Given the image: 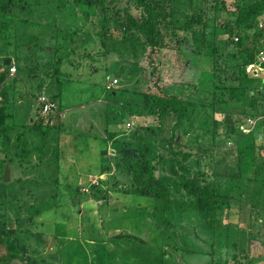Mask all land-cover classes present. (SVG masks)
<instances>
[{
	"label": "rangeland",
	"instance_id": "374dc122",
	"mask_svg": "<svg viewBox=\"0 0 264 264\" xmlns=\"http://www.w3.org/2000/svg\"><path fill=\"white\" fill-rule=\"evenodd\" d=\"M168 1V8L180 15L177 40L181 46L170 41L167 49L158 54L160 85L171 86L167 92L193 101L198 111L211 103L205 99L211 76L209 71L202 73L209 61H201L203 66L193 57L194 52L210 51L209 43L217 38L215 29L223 19L212 12V0H190L191 5L188 0ZM223 1L231 10L234 4H245V0ZM54 5L47 1L33 7V22H22L27 18L25 14L15 16L11 38L7 40L16 43L4 49V41H0V66L3 58L14 61V54L18 56L17 63H13L14 76L9 75L5 81L15 116L14 133H26L38 118L44 125L52 116V123L60 125L61 137V158L53 160L49 152L46 158L51 162L48 159L40 168L43 175L39 178L48 182L43 187L26 182V177L18 182L21 173L16 166L9 168L10 181L4 182V170L0 168V226L19 230V240L27 248L23 257L21 249L10 253L0 247V264H244L241 257L240 262L233 260L234 255H241L243 247L254 259L251 264H264V133L252 141L239 138L237 131L231 130L239 125L234 117L218 110L205 120L201 116L196 120L192 114V122L181 130L185 133L172 134L174 116L163 120L165 132L156 130V118L140 114L142 94L155 91L151 88L155 76L151 73L148 49L134 53L120 48L112 41L114 37L120 39L117 28L108 32L112 40L104 47L99 38L91 36L95 22L86 23L83 10L59 14ZM131 11L139 15L134 8ZM196 14L201 15L202 24L194 29L207 32L206 39H202L205 45L197 48L201 38L193 39L185 32L187 20ZM263 28L264 20L257 30ZM222 38H226L223 30L218 33V39ZM260 41L263 45L264 34ZM229 53L228 49L223 50L217 60V67H221L219 81L236 85L243 73L227 56ZM58 59L62 93L56 100L58 88L53 69ZM261 75L264 77V73ZM255 84L260 86L264 80H256ZM42 95L57 107L58 114L41 110L38 100ZM250 115L248 108H243L242 118ZM128 123L131 127H127ZM150 126L153 130L147 132L145 128ZM227 131L230 142L224 136ZM210 147H214L213 152L203 151ZM198 148L202 152L196 154ZM183 149H191L201 160L202 166L196 172L203 170L212 182L217 175L224 177L218 183L233 196L230 208L218 218L225 236L205 229L190 212H169L174 228L169 227L167 232L165 227L158 230L156 200L121 194L132 181L133 172L142 173L140 162L148 159L150 164L151 160L158 163L160 158L159 163H163L171 152ZM246 159L252 164L246 165ZM128 168L132 173H127ZM168 172V166L162 170V174ZM113 181L116 183L111 184ZM37 182L43 183L40 179ZM115 188L117 191L113 192ZM101 194L112 198L109 204H104L108 202ZM23 231L28 236L23 237ZM242 232L248 234L247 240ZM235 243L239 248H234Z\"/></svg>",
	"mask_w": 264,
	"mask_h": 264
},
{
	"label": "trees",
	"instance_id": "16d2710c",
	"mask_svg": "<svg viewBox=\"0 0 264 264\" xmlns=\"http://www.w3.org/2000/svg\"><path fill=\"white\" fill-rule=\"evenodd\" d=\"M47 1L55 4V10L59 14H69L76 10H83L82 18L87 20L86 23L90 24L95 22V33L91 36L94 37V39L99 38L104 47L107 41L112 40L109 38V36L112 37V35L108 32L117 28L120 32V39L114 37L115 40L112 41L115 42L116 45H119L120 48L134 53L143 48L148 49L147 57L152 67L151 73L155 76L151 88L155 91L153 93L142 94L143 108L141 112H139L140 114L144 112L147 116L156 118V130L158 128L159 131L164 130L165 132L166 129L165 126H163V120L174 116L176 122L172 134L175 131L176 133L178 131L179 133H185L181 130H183L186 124L192 122V119H190L192 114H194L196 120L199 116H201L200 118L203 117V120H205L207 117L212 118L213 113L217 110L224 112V114L230 113L231 116L234 117L235 122L240 125L243 123V108H248V112L251 113L250 116L252 117H257V108H264V84L260 86L255 84L256 80H264V77L261 74L254 76L251 72L246 71L249 65L257 63H260L261 68L264 69V62H260L259 59L264 53V44L262 45L260 43L261 36L264 34V28L261 31L257 30L260 26V22L264 20V0H245V4L241 5V7H239L238 4H234L235 8H232V10L227 8L225 1L212 0V12H214L216 17L220 16L218 18H222L223 21L221 25H219V28L215 29L216 35H214L217 36V38L209 43L210 51H208V53H205L203 50L194 52L193 57L198 59L200 64H202L201 61H205V59L209 61V64L207 63L208 65H205L207 69H203L202 73L204 71H209V76H211L207 84L209 91L205 92V94H207L205 99H209L211 103L203 105L198 111H195L198 106H195L193 101L167 92L166 90L170 86L165 87L160 85L161 78L158 71L159 67L156 63L158 54L167 49L168 42L170 41L174 40L179 47L181 46V43L177 40L178 30L180 29H177V18H179L180 15L175 14L174 11L168 8V0ZM47 1L0 0V41H4L2 45L4 49L16 43L15 40L13 43L9 40L11 38L10 28L14 25L13 20L15 16L17 17V15L20 16L25 14L27 18L22 22L28 20H30L28 22H33V17L35 16H32L34 12L32 8L38 7ZM191 1H187L188 5L192 4ZM120 4H125L126 6L121 8ZM49 8H51V6H49ZM131 8L137 10L139 15L136 16L131 11ZM199 24H202L201 15L196 14V17L191 16L187 20L185 27L187 29L185 32L191 35V38H201L196 48L201 45L204 46L206 43L202 41V39H206L205 34H207V32H200L194 29V26ZM221 30H223L226 35L225 39H218V33ZM7 38L9 39L7 40ZM58 40L62 39L59 38ZM181 40L184 39L182 38ZM64 43H66V40H64ZM227 49L230 51L227 56H230L235 66L237 68L239 67V71L243 73V76L238 79L236 85L234 83L219 81L221 67H217V64H219L217 60L222 57L223 50ZM14 56V61L9 57L3 58L2 66H0V168L3 172L6 164H8L9 168L16 166L21 173V177L17 179L18 182H21L22 178L26 177V182L33 183L41 188L43 187L41 185L48 184L43 178H39L43 175L40 170V168L43 167V162H46L48 159L51 162L50 158H46V154L50 152L49 155L54 158L53 160L61 158L59 156L61 152V137L58 136L60 125H58V123L53 124L52 116H49L44 125L41 123V118H38L30 125V129H28L26 133H14L15 116L9 104V94L7 91L5 92V81L6 78L9 77V68L14 66L13 63H17L18 60V56L15 54ZM6 59L10 60V64L7 66L4 65ZM60 66L61 59H58L53 69V76L58 88L56 89V95L54 97L56 100L59 99L62 93V81L59 78L60 75H62ZM14 74L10 77H13ZM200 84L203 83L200 81ZM132 94L136 95V93ZM55 109H57V107H55L54 110L48 111L46 114H55ZM145 130H147V132H152L153 128L150 126L146 127ZM225 130H227V128H225ZM231 130H236V134L239 138L247 137L252 141L256 136L261 137V131L263 129L261 130L255 126L247 135H244L243 132L239 130V126ZM227 134L229 135L227 136ZM157 135L159 134L157 133ZM212 135L215 137L214 132ZM224 136L227 142L232 140L230 137L231 134L228 133V131L224 133ZM173 137L172 135L171 138ZM213 140H215V138H213ZM11 142L13 144H11ZM237 147H239V145ZM206 150L211 153L214 151V147L203 149L204 152H206ZM195 152L199 154L202 150L198 148ZM195 152L191 149H183L179 152L174 151L171 153L169 151L170 155L163 163L162 161L159 163L160 158H158V163L151 160V164L147 158H145L147 159L145 161L140 159V161H142L140 163L143 164L142 173L133 172L132 181L129 182L130 184L127 188L124 187V189L121 190V194L125 197L138 195L156 200L158 205L155 209L157 211L155 215L160 216L158 219V230L163 231L165 227L166 229H164V231L167 232L169 227L174 228V225L168 218L169 212L175 211L179 214L190 212V215L192 214L198 217L205 229L213 231V233L219 236L224 233L223 236H225V228L221 225L219 226L221 220L218 218L223 210L230 208L233 196L225 192V187L224 189L221 188L220 183H218V179L222 180L224 177L217 175L216 178H214L217 182H212L209 175L203 172V170L201 172H196L202 166V162L198 156H195ZM244 161L246 165L252 164V161L249 159ZM208 163L210 166H213L211 159H209ZM239 163L241 164L242 162ZM48 166L47 164L45 167L48 168ZM167 166L169 167V172L162 174V170ZM129 168L127 169L128 174L132 173ZM108 171L110 170L108 169ZM149 173L152 175L148 176ZM252 178H254V176H252ZM39 179L43 183H38L37 181ZM114 183H116V181H113V183L111 182V184ZM98 191L100 192V189ZM116 191L117 188H115L113 192ZM173 193L181 196V199H174ZM101 195L105 197V195ZM105 199L108 203L104 204H109L112 198L107 194ZM161 224L162 228L160 229ZM23 232V237L25 235L28 236L26 231ZM242 233L247 240L248 234L246 235L245 232ZM20 236L19 230L17 231L13 227L7 225L0 226V247H3L5 251L8 249L10 253L14 251L13 249H21L24 253L23 257H25V254L27 255V248L26 245L19 240ZM9 244H11L13 248L10 247ZM237 245L238 244L235 243L234 248H239L236 247ZM242 249L243 250L240 249L241 255H234L233 260L240 262L238 259L241 257L244 260V264L254 263V259H251L252 257L249 251H246L244 247ZM5 264H8V261Z\"/></svg>",
	"mask_w": 264,
	"mask_h": 264
},
{
	"label": "built area",
	"instance_id": "2783aa9c",
	"mask_svg": "<svg viewBox=\"0 0 264 264\" xmlns=\"http://www.w3.org/2000/svg\"><path fill=\"white\" fill-rule=\"evenodd\" d=\"M260 62H264V53L259 58ZM16 69L14 66H11L9 68V75H13L15 73ZM247 72H251L254 76H257L261 73H264V69L261 68L260 63L249 65L246 68ZM39 105L42 106L43 112L47 113L48 111H51L55 108V105L48 101L44 96H41L38 100ZM243 123H241L239 126V130L243 132L244 135L249 134L254 127L258 124V121L263 120L264 116L259 117H243ZM127 127H131V124L128 123Z\"/></svg>",
	"mask_w": 264,
	"mask_h": 264
},
{
	"label": "crops",
	"instance_id": "0c3cea01",
	"mask_svg": "<svg viewBox=\"0 0 264 264\" xmlns=\"http://www.w3.org/2000/svg\"><path fill=\"white\" fill-rule=\"evenodd\" d=\"M170 87H171V86H170ZM256 110H257V113H256L257 117H259V116H264V108H257ZM225 115H226V116H229L230 113H229V114H225ZM230 117H231V116H230ZM256 127L259 128V129H261V130L263 129V130L261 131V134L264 133V119L258 121V124L256 125ZM261 139H262V138H261ZM261 142L264 143V140H262ZM118 182H119V181H118Z\"/></svg>",
	"mask_w": 264,
	"mask_h": 264
},
{
	"label": "water",
	"instance_id": "95a60500",
	"mask_svg": "<svg viewBox=\"0 0 264 264\" xmlns=\"http://www.w3.org/2000/svg\"><path fill=\"white\" fill-rule=\"evenodd\" d=\"M9 64H10V60L9 59H6L5 62H4V65L7 66ZM3 181L4 182L10 181V169H9V166L7 164L4 167Z\"/></svg>",
	"mask_w": 264,
	"mask_h": 264
}]
</instances>
